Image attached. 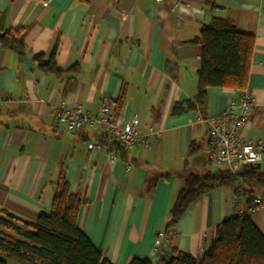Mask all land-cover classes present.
Returning a JSON list of instances; mask_svg holds the SVG:
<instances>
[{"label":"crops","instance_id":"0c3cea01","mask_svg":"<svg viewBox=\"0 0 264 264\" xmlns=\"http://www.w3.org/2000/svg\"><path fill=\"white\" fill-rule=\"evenodd\" d=\"M185 1L190 6L175 11L171 0H0V34L27 28L22 58L0 45V216L35 222L48 214L62 173L69 193L83 201L78 228L112 264H160L172 249L200 256L217 224L239 214L247 196L238 198L234 186L215 187L155 245L183 187L181 173H231L214 163L207 125L198 118L221 112L238 91L210 88L202 114L171 111L195 99L201 45L191 39L213 18L254 35L245 88L253 106L240 134L264 143V0ZM52 52L59 74L44 65ZM77 103L91 113L108 105L120 124L137 118L149 148L113 150L94 126L68 130L54 111ZM89 143L98 145L92 154ZM253 168L263 173L264 160ZM249 188L264 199V179ZM250 218L264 236V204Z\"/></svg>","mask_w":264,"mask_h":264},{"label":"trees","instance_id":"16d2710c","mask_svg":"<svg viewBox=\"0 0 264 264\" xmlns=\"http://www.w3.org/2000/svg\"><path fill=\"white\" fill-rule=\"evenodd\" d=\"M210 3V0H204ZM26 27L0 34V45L14 51L20 58L24 55L23 37ZM191 42L201 45L200 68L197 92L194 101L174 103L172 113L184 110L205 111L210 88L234 89L247 87L250 63L253 55L254 35L240 32L227 18H213L203 25ZM52 52L44 65H49L59 74ZM41 62L43 56L35 55ZM122 96L116 100L115 111L121 105ZM113 150H124L125 146L112 140ZM194 145L190 152H193ZM264 160V150H263ZM183 187L179 190L175 203L170 209V221L166 228L173 227L188 205L215 187L236 186V179L244 181L243 195L247 203L254 197L250 186L264 179L263 173H256L253 165L231 174L221 176L199 174L193 171L181 173ZM83 201L68 191V184L60 173L55 183L51 210L41 213L35 222H28L9 212L0 216V264H7L4 257H11L24 264H112L78 228L77 218ZM129 264H151L147 259L132 258ZM160 264H264V236L253 223L249 214H237L217 224L215 238L210 246L198 257L172 249L168 259Z\"/></svg>","mask_w":264,"mask_h":264},{"label":"built area","instance_id":"2783aa9c","mask_svg":"<svg viewBox=\"0 0 264 264\" xmlns=\"http://www.w3.org/2000/svg\"><path fill=\"white\" fill-rule=\"evenodd\" d=\"M160 2L161 0H153ZM190 5L185 0H171L173 10L187 8ZM253 106L252 94L247 89L238 91L235 98L218 114L203 118L199 116V121L207 125V142L210 150L214 154V163L218 166L227 167L232 174H237L244 165H255L263 160L264 143L261 140H246L242 138L240 131L247 122L248 116ZM57 122L64 124L68 130H80L86 126L96 127L108 140H116L125 147H131L137 143H143L149 148L146 136L138 128L137 118L133 117L124 124H120L114 115L113 109L108 105H103L97 113H91L83 109L80 103L67 107L58 105L54 111ZM150 133L156 134L154 130ZM98 145L89 143L87 151L92 154ZM110 158L114 155L110 154ZM236 186L239 192L238 198H243L242 187L244 181L237 178ZM264 204V199L254 196L250 203L245 204L239 214L251 215L254 210ZM171 228L160 230L155 241L156 246H160L167 241Z\"/></svg>","mask_w":264,"mask_h":264},{"label":"rangeland","instance_id":"374dc122","mask_svg":"<svg viewBox=\"0 0 264 264\" xmlns=\"http://www.w3.org/2000/svg\"><path fill=\"white\" fill-rule=\"evenodd\" d=\"M4 259L6 260L7 264H24V263L19 262L18 260L11 258V257H4Z\"/></svg>","mask_w":264,"mask_h":264},{"label":"water","instance_id":"95a60500","mask_svg":"<svg viewBox=\"0 0 264 264\" xmlns=\"http://www.w3.org/2000/svg\"><path fill=\"white\" fill-rule=\"evenodd\" d=\"M258 166V165H257Z\"/></svg>","mask_w":264,"mask_h":264}]
</instances>
